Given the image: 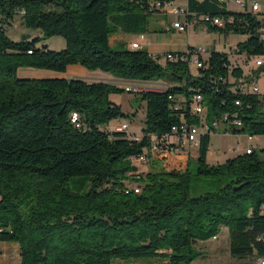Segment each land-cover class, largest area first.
I'll use <instances>...</instances> for the list:
<instances>
[{
	"label": "trees",
	"instance_id": "obj_1",
	"mask_svg": "<svg viewBox=\"0 0 264 264\" xmlns=\"http://www.w3.org/2000/svg\"><path fill=\"white\" fill-rule=\"evenodd\" d=\"M154 1L166 0H0V239L20 244L21 264H191L204 256L197 242L217 237L223 227L232 257L264 258V147L207 162L211 132L218 130L213 123L224 115L242 121L229 128L223 121L226 132L264 136V98L239 87L264 65L244 74L227 52L212 49L193 73L182 59L114 47L112 34L150 30L152 15L163 14ZM226 4L188 0L187 19L212 32L247 35L237 51L250 64L252 56H264V11L235 12ZM15 16L42 35L12 39ZM216 17L225 24L213 23ZM52 36L63 37L65 48L41 43ZM73 64L140 85L174 84L136 92L146 101V116L144 137L135 141L106 129L128 117L111 99L126 86L18 75L20 68L65 72ZM196 92L209 125L199 137L198 170L136 173L132 160L151 143L176 141L173 127L183 121L200 123L190 109ZM130 184L141 191L127 190Z\"/></svg>",
	"mask_w": 264,
	"mask_h": 264
},
{
	"label": "rangeland",
	"instance_id": "obj_2",
	"mask_svg": "<svg viewBox=\"0 0 264 264\" xmlns=\"http://www.w3.org/2000/svg\"><path fill=\"white\" fill-rule=\"evenodd\" d=\"M261 2V0H259ZM158 19L164 20V28H168L173 20L175 19L172 15L163 13L159 16ZM181 20L184 18L181 17ZM15 22L16 24L12 27H10V30L8 31L9 36L14 40H21V38L24 35H29L30 38H34L36 36H41L42 32L40 29H31L26 27L22 23V19L18 16H15ZM161 27L159 24H151V28L148 31L154 32L155 30H160ZM171 30V29H170ZM171 33L170 31H166ZM178 32V31H174ZM189 32V34H188ZM183 34L186 36L188 35L189 43L191 47H200V48H206V45H211V43H215L216 40L215 36L216 33L210 31L205 24H199L197 26L192 25L189 30L183 31ZM131 37V36H130ZM233 40H240L243 37L242 34H236L232 33L230 36ZM127 41V40H126ZM42 44L47 45L49 49L54 50H61L65 48L66 46V40L61 36H52V37H46L42 42ZM224 38L222 37L221 41L216 43V49L217 50H223L228 51L229 49L225 46ZM114 47H125L130 49L129 45L126 44V42L123 43L122 46L116 44L113 45ZM209 49L211 50L212 47L210 46ZM210 52V51H209ZM209 52H207L203 58L207 59L209 56ZM234 65H239V60L233 61ZM249 73L256 70L258 66L255 65L254 62H250V64L244 65ZM193 72H196L197 67L195 64L192 65ZM89 73L81 74L79 76L80 79H83L88 82H108L120 86H128L132 84L140 85L138 82H132V81H125L122 80V78L115 76L114 74L110 72H105L102 70H88ZM256 73V79L259 83L261 90L264 89V72ZM154 84V83H152ZM149 84L153 87H158L162 89L163 87H169L173 85L174 83L171 82L168 79L161 80L159 82H156L154 85ZM157 84V85H156ZM155 89V88H153ZM111 99L117 104L122 107V110L128 114L127 118H119V120H126L130 123V130L133 132L141 131L145 125V116H146V101L143 100L141 93L136 92H128V91H121V92H115L111 94ZM226 125L221 124L218 130L213 131L211 133V150L208 151L207 155V162L208 164H221L224 163L228 158L234 157V155L244 153V148L248 144H254L256 150H260L264 147V136H259L258 139L251 141L247 133H234L232 131L228 132L226 134ZM138 130V131H137ZM202 131H205L203 128ZM238 145L242 146L243 150H237L235 152H228V148L230 147H237ZM187 150V148H186ZM188 152L191 154L185 157H179L178 152H176L173 155H167L163 156L160 154H154V158H167V165L166 167L169 170H182L186 169L188 166L189 170L191 172H196L199 167V162L197 159L198 150L197 147L194 149H189ZM221 152V156L219 157V160H217V153ZM151 155L149 157V162L147 165H152L153 171H163L167 170L164 166V163L162 160H156ZM151 161V162H150ZM187 165V166H186ZM76 178H73L70 180V184L73 183V180ZM197 249L204 252V256L193 261L191 264H257L259 261V258L256 257H248V258H235L230 255L229 252V236L227 231H222L219 233L217 238H211L206 241H200L196 244ZM141 263L143 261H126V260H120L117 259L114 261V264H131V263Z\"/></svg>",
	"mask_w": 264,
	"mask_h": 264
},
{
	"label": "built area",
	"instance_id": "obj_3",
	"mask_svg": "<svg viewBox=\"0 0 264 264\" xmlns=\"http://www.w3.org/2000/svg\"><path fill=\"white\" fill-rule=\"evenodd\" d=\"M229 0H221L223 3H227ZM155 2V1H154ZM238 4L244 5L245 0H237ZM252 9L254 11L260 10V4L257 2V0H251ZM159 9L163 13L172 15L175 19L172 22V28L178 29L180 31H187L189 28L194 25V22L189 21L188 15L190 14L189 8H188V0H166L164 2L162 1H156L153 4V9ZM20 13H24V10H19ZM183 17L184 19L181 20L180 18ZM205 20L209 21V16H203L202 17ZM230 21L232 18L229 19ZM199 21V20H198ZM204 21V20H203ZM213 23L217 25L223 26L225 24V20L216 17L213 19ZM14 24V21L12 22ZM15 25V24H14ZM260 33L262 37L264 38V20L263 25L260 28ZM147 43L146 35L144 33L137 34L136 37L129 43V47L131 50H138L143 49V46ZM208 52V48H200V47H193V48H187L184 51H170V52H163L159 54H153L154 57H160L162 60H178L182 59L184 61H187L189 64V67L192 70V65L195 64L198 68L203 67L205 65V59L203 56ZM251 62H254L256 66H262L264 65V56H252ZM196 70V71H197ZM195 73V72H193ZM153 86L149 85H128L126 86V90L133 91V92H140V88H151ZM240 90L244 93H252V94H259L262 98H264V94H262L259 90V86L257 83L256 78H252L249 81H246L245 83L241 84ZM237 104H240V101H237ZM190 109L191 113L200 117V123L199 124H189L186 121H183L180 126H174L173 127V135L172 137H175L176 141H173L171 139L163 141V144H160L158 142L151 143L148 150L140 154L137 159L141 160L145 164L149 162L150 153L154 154H160L163 156L167 155H173L176 152L180 153V148L184 144H190L193 147H199V137L202 134V129L204 128L207 132L209 130V125L206 122V113H207V106L203 100L202 94L199 92H196L194 96L191 99L190 102ZM231 118V117H230ZM79 117L76 112L72 113V121L78 122ZM228 121L229 126L234 125L237 127H240L242 125V121L237 117L236 114L233 115V118L229 120L228 115H224L221 119L215 121L213 123V126L218 129L221 124H223V121ZM106 129L110 132H121L127 134L131 139L135 141H140L143 139L144 135L143 132H133L130 130V123L126 120H113L109 122L106 125ZM228 133V132H227ZM171 137V138H172ZM240 147H230L228 148V152H235L239 150ZM254 147L251 145L250 147L245 149V153H251L253 151ZM134 190L135 192L139 193L141 191V186L138 184L129 185L127 190ZM216 238V237H215ZM257 264H264V258H261Z\"/></svg>",
	"mask_w": 264,
	"mask_h": 264
},
{
	"label": "crops",
	"instance_id": "obj_4",
	"mask_svg": "<svg viewBox=\"0 0 264 264\" xmlns=\"http://www.w3.org/2000/svg\"><path fill=\"white\" fill-rule=\"evenodd\" d=\"M202 1V0H200ZM257 2L260 4V11L263 12L264 11V0H261V2L259 0H257ZM227 8L231 11H235V12H251L253 14H258L259 11H254L252 9V5H251V0H245V4L244 5H240L238 4L237 0H229L227 2ZM162 13H156L154 15H152L151 17V24H159L161 29L160 30H155L154 32H146V40L147 43L143 46V49L147 50L150 54H159V53H163V52H170V51H184L187 48H190V43H189V38L188 35L186 36L185 34H183V31H180L178 29L172 28V24L166 29L164 28V20L162 19H158L159 16ZM261 16V15H258ZM174 21V20H173ZM171 29V30H170ZM178 31V32H174V31ZM166 31H170L166 32ZM216 36H215V43H211V47L212 49H216L215 45L216 43L220 42L222 37L224 38L225 41V46L226 48H228V51H223V52H227L230 55L231 61H235V60H239L240 62V66L243 68L244 70V74H249L248 69L244 66L245 64L244 59L246 58V54L245 53H238L237 51V46L240 42L245 41L248 36L247 35H243L244 38L240 39V40H233L230 36L232 33L230 34H222L219 32H215ZM189 34V32H188ZM137 33H128V32H124V31H119L115 34H112L110 36V41L112 45H121L124 42H126L127 45H129V43L136 37ZM131 36V37H130ZM127 40V41H126ZM208 50L211 52V50L209 49V45H206ZM217 50V49H216ZM221 51V50H218ZM85 73H89L88 69H86L85 67L81 66L80 64H73L70 65L67 70L65 72H57V71H53V70H48V69H37V68H20L18 70V75L20 77L23 78H50V77H65V78H74V77H79L81 74H85ZM125 81H130L127 79H123ZM231 81H234V79H231ZM258 83V82H257ZM120 86V85H118ZM259 86V90L262 94H264V89L261 90V87L258 83ZM138 131V130H137ZM139 132V131H138ZM205 131H202V133ZM212 133V132H211ZM226 134H228L226 132ZM211 136V135H210ZM258 136H248V138L251 141H254L256 139H258ZM211 139H210V147H209V151L211 150L212 146H211ZM253 146L255 148L254 144H248L246 145V147L244 148V150L250 146ZM240 147L239 150H243L242 146L238 145ZM237 146V147H238ZM187 148V150H186ZM195 147L191 146L190 144H184L181 148H180V153L178 154L179 157H185L186 155L190 157V153L188 152L189 149H194ZM198 150V147H197ZM153 156L154 158V153H150V156ZM217 160H219V157L221 156V152H218L217 154ZM198 156V154H197ZM236 156V155H234ZM233 157V156H232ZM231 158V157H230ZM156 159V158H154ZM229 159V158H228ZM156 160H162L164 163V166L167 170H169L166 165H167V158H159ZM133 164L136 166V173H146L149 170H152V165H147L144 162H142L141 160H138L137 158H135V160H132ZM151 162V161H150ZM210 164V163H209ZM187 166V165H186ZM184 170V169H182ZM1 199V196H0ZM227 231V229L225 227H223L221 229L222 231ZM228 233V232H227ZM219 235V234H218ZM217 235V236H218ZM217 238V237H216ZM200 242V241H198ZM0 264H21V247L20 244L18 242L15 241H4L0 239Z\"/></svg>",
	"mask_w": 264,
	"mask_h": 264
}]
</instances>
